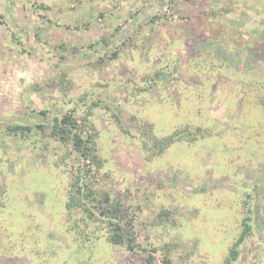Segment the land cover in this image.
<instances>
[{
    "label": "rangeland",
    "instance_id": "1",
    "mask_svg": "<svg viewBox=\"0 0 264 264\" xmlns=\"http://www.w3.org/2000/svg\"><path fill=\"white\" fill-rule=\"evenodd\" d=\"M263 97L264 0H0V264H225L247 216L231 264H264ZM67 112L98 131L88 182L123 205L96 210L129 206L135 252L106 216L72 228V142L6 133Z\"/></svg>",
    "mask_w": 264,
    "mask_h": 264
},
{
    "label": "trees",
    "instance_id": "2",
    "mask_svg": "<svg viewBox=\"0 0 264 264\" xmlns=\"http://www.w3.org/2000/svg\"><path fill=\"white\" fill-rule=\"evenodd\" d=\"M160 75V74H159ZM262 104L264 106V97L261 99ZM259 107H253V109ZM264 108V107H263ZM89 116L86 117L85 122H83L82 126L78 124L77 118L73 113L67 112L62 117L55 116L51 125L38 123V124H27V123H11L7 125V134L14 138H29L32 133L31 131L38 128L41 132H45L47 127L51 126V134L59 139L61 142H72L74 149L77 151L80 156L81 163L76 167V173L71 182H69L68 186V196L66 201L67 208V216L69 220H71L72 212L76 210H81L83 216L81 218H77L76 224H72V228H76L77 231L85 238V240L91 239V234L88 235L85 233L88 229H91V224L89 223V219L96 218L100 215L106 216L109 219L108 222V230L106 232V238L111 244L114 246L120 245L125 246L129 252H135L138 243L136 242V238L134 235V217L129 213V206L123 207V212L117 217L110 215L109 210L98 212L96 207H101L104 202H111L113 205L122 207L123 203L120 198H112V196L107 193H96L94 189L89 184V178L95 176L93 170L95 168L87 163V160L97 165V169L103 166L104 161L99 154L97 153L96 147V136L98 135V131L92 130L89 127ZM85 127H89L86 128ZM200 127V126H199ZM202 132L204 129L200 127L197 129ZM184 132V131H183ZM206 133V132H205ZM32 136V135H31ZM192 136L190 139L195 141L198 138L196 133L189 134L187 137ZM186 137V138H187ZM183 139L182 141H186L185 137L182 135V130H175L166 136L161 138H156L154 142V147L152 149L155 153L164 152L171 144L175 141ZM191 142V141H190ZM157 149V150H155ZM64 158L55 161V165L59 167L63 162ZM66 171V170H65ZM96 172V171H95ZM79 213V211H78ZM251 217L247 216L244 218L242 222L243 230L239 238L233 244L230 249L229 255L225 260V264H231L234 260H237L239 255V247L245 241L246 237L251 234L252 224L250 223ZM78 221H82V223H78ZM76 225V226H75ZM156 248H153L155 251ZM152 253H149L146 257V261L148 264L153 263ZM165 262L169 263L167 259Z\"/></svg>",
    "mask_w": 264,
    "mask_h": 264
}]
</instances>
